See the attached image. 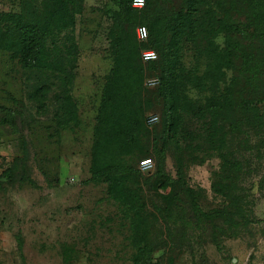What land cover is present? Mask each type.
<instances>
[{"label":"rangeland","instance_id":"rangeland-1","mask_svg":"<svg viewBox=\"0 0 264 264\" xmlns=\"http://www.w3.org/2000/svg\"><path fill=\"white\" fill-rule=\"evenodd\" d=\"M171 1L178 13L184 12L187 0ZM192 1L195 16L203 13L204 24L210 26L206 25L204 39L216 49L222 67L215 86L223 90L231 84L232 96L260 99L255 109L245 113H264V0ZM25 2L41 13L45 0H0V13L14 11ZM80 5L75 28L77 62L73 77L64 85L66 91L51 79L52 87L42 94L44 101H39L32 95L34 74H28L11 53L0 50V264H131L137 254L135 245H144V211L136 216L120 211L122 201L109 198L104 184L90 180L91 149L106 78L110 75L113 81L117 76L114 58L119 39L125 36L130 40L126 44L138 45L136 53L142 64H147L141 58L143 52L159 55L148 46L149 38L139 41L136 36L137 27H147L140 12L145 6L134 7L131 0L133 11L121 15V7L109 0H82ZM175 31L183 64L199 65L198 49L207 45L204 39L182 36L177 26ZM203 68L201 65L200 70ZM145 74V84L154 86L157 73ZM209 93H200L198 88L190 91L197 99L199 94ZM160 113L151 109L145 115L149 134L154 131L157 138L162 136ZM250 136L255 145L259 137ZM261 152L254 163L264 161V150ZM179 163L177 156L173 161L167 157L166 173L175 177ZM217 163L213 157L186 172L187 184L199 196L205 213L219 200L215 201L209 189ZM144 164L151 168L140 170ZM137 166L142 179L153 177L157 169L149 157L139 160ZM236 176L238 181L247 176L253 183L247 226L234 225L231 231L235 235L227 237L226 228L217 221L220 230L212 235L201 214L189 217V208L180 206L172 220L191 228L189 247L162 258L156 252L152 254L154 264H264V184L258 185L264 180V169ZM141 186L137 199L143 205L144 200L160 205L159 194L168 191L149 192ZM183 219L186 223L181 224Z\"/></svg>","mask_w":264,"mask_h":264},{"label":"trees","instance_id":"trees-1","mask_svg":"<svg viewBox=\"0 0 264 264\" xmlns=\"http://www.w3.org/2000/svg\"><path fill=\"white\" fill-rule=\"evenodd\" d=\"M109 1L121 7V15L133 11L129 6L131 0ZM143 1L145 8L140 12L147 24V27L141 25L147 30L144 41L149 38L148 46L159 56L142 64L136 53L138 45L126 44L130 40L125 36L119 39L114 58L117 73L113 72L117 76L113 81L107 76L102 90L90 166V180L104 184L109 198L122 201L120 211H130L134 216L144 211V245H135L137 254L131 258V264H154L152 254L156 252H161L162 258L188 249L191 228L172 220L180 206L189 208V217L193 213L201 214L208 221L206 231H211L212 235L213 231L220 230L217 221L226 228L227 237L235 235L231 228L247 226L253 204L252 181L247 176L238 181L235 174L247 175L264 169V161L253 162L264 150V113H245L255 109L261 100L247 101L232 96L231 84L223 90L215 86L222 67L216 49L204 39L205 28L210 27L204 24V14L195 16L198 13L192 0L185 2L183 13L177 12L171 0ZM80 2L82 0H45L41 13L25 2L14 11L0 13V50L11 53L28 74H34L36 83L34 86L31 83L32 95L39 101H44L42 94L52 87L51 79L61 91H66L64 85L73 77L78 52L76 15L80 12ZM176 26L182 36L204 39L207 45L198 49L202 64L192 67L183 64L175 40ZM147 72L158 75L152 87L145 84ZM194 88L200 93L208 91L210 95L199 94V99L194 98L190 95ZM245 93L251 96L248 90ZM151 109L161 112L162 136L159 138L155 137L156 132L150 135L148 131L145 115ZM254 133L259 139L251 145L250 134ZM251 150L255 153L247 154ZM175 153L180 163L176 176L171 177L164 164L167 157L175 160ZM146 157L155 160L157 169L153 177L142 179L137 165ZM213 157L219 163L211 172L209 189L215 201L219 200L205 213L201 210L199 196L187 184L186 172L190 166L202 165ZM143 184L144 190L149 192L168 189L165 194H159L160 205L145 200L144 205L138 203L137 194L143 191ZM259 184H264V180L258 181ZM183 223L186 220L183 219Z\"/></svg>","mask_w":264,"mask_h":264},{"label":"built area","instance_id":"built-area-1","mask_svg":"<svg viewBox=\"0 0 264 264\" xmlns=\"http://www.w3.org/2000/svg\"><path fill=\"white\" fill-rule=\"evenodd\" d=\"M132 5L134 7L140 8L143 7V0H132ZM136 36L139 41H144L147 38V30L144 26H139L136 28ZM143 61H153L156 58V54L153 51H146L141 54ZM152 83V82H150ZM151 168V164H144L140 167L142 171H148Z\"/></svg>","mask_w":264,"mask_h":264}]
</instances>
